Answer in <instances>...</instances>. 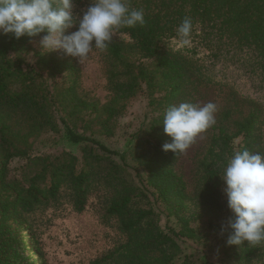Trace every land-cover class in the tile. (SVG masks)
Segmentation results:
<instances>
[{"label":"trees","instance_id":"16d2710c","mask_svg":"<svg viewBox=\"0 0 264 264\" xmlns=\"http://www.w3.org/2000/svg\"><path fill=\"white\" fill-rule=\"evenodd\" d=\"M131 7L143 9L145 24L120 29L112 38L106 52L117 62L126 54L139 52L156 63L159 78L165 90L162 99L164 111L138 130L129 155L134 163H127V153L107 149L99 142L77 135L63 119L68 140L74 144L90 143L101 153L83 151V169L76 171L70 163L44 171L33 177L29 187L7 180V167L11 159L25 153L18 142L25 143L26 135L20 129L11 131L12 114L20 116L29 132H55V102L44 95L38 96L21 86L12 91L8 78L24 79L19 69H12L9 54L23 51L37 37L24 36L16 40L0 34V264H22L26 258L21 251L25 245V214L35 206L56 200L63 185H68L74 199V209L84 210L91 183L100 178L112 190L106 215L118 220L126 236L123 244L90 264H172L179 252L178 241L196 239L184 211L189 205L200 211L209 221L224 216V225L234 214L224 201L226 187L219 175L227 161L238 151L249 150L264 155V105L252 100L253 108L239 120L231 119L225 111L219 123L211 127V135L202 159L197 163V180L193 195L186 192V183L173 169L175 156L164 152L162 146L172 140L164 133L163 116L170 102L181 93L184 82L192 80L215 87H231L239 71L259 78V90L264 89V0H129ZM89 0H75L74 12L82 16ZM185 18L192 21L191 46H180L177 28ZM78 28V25L76 26ZM37 65L51 76L65 75V96L71 114L84 110L97 114L100 109L76 94L77 69L68 61L45 58L35 52ZM127 81H113V98L101 112L111 120L121 114L122 105L132 99L138 83L132 76L130 65L124 63ZM142 71H139L141 76ZM64 101V97L62 99ZM54 110H53V109ZM21 123V122H17ZM238 140L237 143H235ZM118 158L120 164L112 158ZM104 164V165H103ZM132 169L138 179L131 183L125 177ZM141 172H140V171ZM47 182L45 186L36 183ZM152 189L155 201L163 204L167 217L176 219L178 231L166 226L162 229L156 214L139 207L145 192ZM231 229L222 234L223 254L236 264H264V245L228 246ZM181 264H194L187 257Z\"/></svg>","mask_w":264,"mask_h":264},{"label":"rangeland","instance_id":"374dc122","mask_svg":"<svg viewBox=\"0 0 264 264\" xmlns=\"http://www.w3.org/2000/svg\"><path fill=\"white\" fill-rule=\"evenodd\" d=\"M76 30L78 28L74 26L66 34ZM42 36L31 40L25 50L9 54L12 69H19L25 77H11L7 82L12 91L23 84L39 97L44 95L47 99L52 98L55 102L53 115L56 131L30 133L27 124L23 122L24 119L12 114L9 121L12 133L20 129V135H26L25 143H17L25 154L11 159L8 163L7 180L27 188L36 175L63 164L70 163L76 171L82 170L84 150L101 155L90 143H71L60 119H63L75 134L99 142L111 151L127 153V163L134 166L129 152L135 143V135L139 129L158 118L164 111L162 99L165 90L155 61L144 58L137 51H131L126 54L123 62H117L106 50L94 49L88 60L79 63L78 58L66 56L62 51L43 53L39 46ZM113 37H116V34ZM35 52L41 53L45 58L70 62L78 73L76 94L88 103H96L100 111L91 114L89 111L80 110L71 114L64 92L68 82L66 76H51L46 69L37 65ZM124 63L130 65L132 76L138 83V90L132 99L122 105L119 116L107 120L101 109L113 98V81H127L123 74ZM139 71H142L141 76ZM235 78L233 88L215 87L188 80L184 82L179 96L170 103L179 105L182 102H190L203 106L212 102L217 107L215 125L228 110L231 111L232 120H239L253 108L254 104L249 99H258L259 103L264 105V89L259 90L257 76L250 77L239 71ZM210 135L211 128L197 137L190 148L184 154H178L173 162L174 171L182 176L186 183V192L191 196L198 177L197 163L205 154ZM237 142L238 140L235 143ZM112 160L120 164L118 158ZM126 172L125 177L129 182H138L132 169ZM36 183L41 186L47 184L46 181ZM152 193V189L145 192L146 197L140 200L139 207L151 209L162 229L168 226L178 231L180 226L176 219L167 217L165 206L155 201ZM111 195L112 190L105 181L95 178L91 183L84 210L80 213L74 209L73 194L68 185L60 188L56 200L35 206L31 212L25 214V223L29 230L24 233L25 245L21 247L26 258L22 264H90L123 244L126 236L121 232L118 220L106 215ZM222 195L226 201L224 189ZM183 214L197 237L194 240L183 238L178 241L179 252L172 264H181L185 257L194 264H236L223 254L221 226L224 225V216L209 221L192 205H189Z\"/></svg>","mask_w":264,"mask_h":264},{"label":"clouds","instance_id":"9594fccd","mask_svg":"<svg viewBox=\"0 0 264 264\" xmlns=\"http://www.w3.org/2000/svg\"><path fill=\"white\" fill-rule=\"evenodd\" d=\"M75 0H0V34L16 40L37 37L43 53L62 51L66 56L88 60L94 49L107 50L114 34L122 28L145 24L143 9L131 7L129 0H89L82 16L74 12ZM78 25V30H68ZM192 21L185 18L177 28L180 46H191ZM94 42V43H93ZM217 107L182 102L167 108L164 133L171 143L164 152L184 154L197 137L216 124ZM226 185L229 210L234 214L221 234L231 229L228 246L264 245V155L247 149L236 152L219 175Z\"/></svg>","mask_w":264,"mask_h":264}]
</instances>
